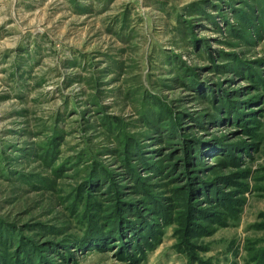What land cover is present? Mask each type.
I'll use <instances>...</instances> for the list:
<instances>
[{"label":"rangeland","instance_id":"1","mask_svg":"<svg viewBox=\"0 0 264 264\" xmlns=\"http://www.w3.org/2000/svg\"><path fill=\"white\" fill-rule=\"evenodd\" d=\"M106 1L0 0V264H264V0Z\"/></svg>","mask_w":264,"mask_h":264},{"label":"crops","instance_id":"2","mask_svg":"<svg viewBox=\"0 0 264 264\" xmlns=\"http://www.w3.org/2000/svg\"><path fill=\"white\" fill-rule=\"evenodd\" d=\"M71 1H73V2H75V3H77V5L76 6H78V9L76 8L74 11L75 12H84V13H87V12H92V11H94V12H98L99 11V8H97V6H96V4L93 6V8H91V11H90V9H89V3H87V1L88 0H71ZM106 0H105V4H104V6L106 5ZM103 7V6H102Z\"/></svg>","mask_w":264,"mask_h":264}]
</instances>
